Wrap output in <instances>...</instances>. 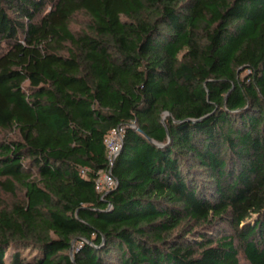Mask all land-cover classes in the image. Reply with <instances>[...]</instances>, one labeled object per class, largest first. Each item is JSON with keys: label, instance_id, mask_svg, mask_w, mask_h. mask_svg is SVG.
Returning <instances> with one entry per match:
<instances>
[{"label": "trees", "instance_id": "trees-1", "mask_svg": "<svg viewBox=\"0 0 264 264\" xmlns=\"http://www.w3.org/2000/svg\"><path fill=\"white\" fill-rule=\"evenodd\" d=\"M3 132L0 264H264V0H0Z\"/></svg>", "mask_w": 264, "mask_h": 264}, {"label": "built area", "instance_id": "built-area-1", "mask_svg": "<svg viewBox=\"0 0 264 264\" xmlns=\"http://www.w3.org/2000/svg\"><path fill=\"white\" fill-rule=\"evenodd\" d=\"M123 128L121 126L111 129L108 135L104 139V145L106 147L107 164L109 168L98 172V176L95 180V190L98 193L112 189L116 181L111 175L112 162L114 158L119 154L121 149Z\"/></svg>", "mask_w": 264, "mask_h": 264}, {"label": "rangeland", "instance_id": "rangeland-1", "mask_svg": "<svg viewBox=\"0 0 264 264\" xmlns=\"http://www.w3.org/2000/svg\"><path fill=\"white\" fill-rule=\"evenodd\" d=\"M86 19L84 16L79 15L75 18V20L73 21L72 24V28L75 29H79L83 26V24L85 23ZM165 118V117H164ZM6 137H10L8 134L6 133H0V139L6 138ZM12 201L11 196H9L8 194H4L0 192V205H5L7 203H10ZM241 260V264H248L247 262H245L244 260Z\"/></svg>", "mask_w": 264, "mask_h": 264}, {"label": "water", "instance_id": "water-1", "mask_svg": "<svg viewBox=\"0 0 264 264\" xmlns=\"http://www.w3.org/2000/svg\"><path fill=\"white\" fill-rule=\"evenodd\" d=\"M166 115H167V114H166ZM193 121L195 122V121H197V120H193ZM157 145H158V146H161V147L163 146L162 144H159V143H157Z\"/></svg>", "mask_w": 264, "mask_h": 264}]
</instances>
